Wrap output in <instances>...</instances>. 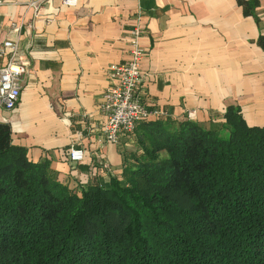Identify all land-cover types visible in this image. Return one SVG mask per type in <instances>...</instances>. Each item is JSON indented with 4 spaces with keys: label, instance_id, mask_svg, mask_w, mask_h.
Here are the masks:
<instances>
[{
    "label": "trees",
    "instance_id": "obj_1",
    "mask_svg": "<svg viewBox=\"0 0 264 264\" xmlns=\"http://www.w3.org/2000/svg\"><path fill=\"white\" fill-rule=\"evenodd\" d=\"M224 109L139 121L108 186L60 180L0 121V264H264V123Z\"/></svg>",
    "mask_w": 264,
    "mask_h": 264
},
{
    "label": "crops",
    "instance_id": "obj_2",
    "mask_svg": "<svg viewBox=\"0 0 264 264\" xmlns=\"http://www.w3.org/2000/svg\"><path fill=\"white\" fill-rule=\"evenodd\" d=\"M136 25L145 51L139 93L160 117L180 120L194 109L193 119L210 127L232 104L247 124L264 123V0L250 14L238 0H0V41H16L28 68L0 121L12 143L30 160L48 159L62 181L107 180L136 147L135 130L104 142L100 107L108 64L128 57ZM70 145L83 148L79 162L67 158Z\"/></svg>",
    "mask_w": 264,
    "mask_h": 264
},
{
    "label": "built area",
    "instance_id": "obj_3",
    "mask_svg": "<svg viewBox=\"0 0 264 264\" xmlns=\"http://www.w3.org/2000/svg\"><path fill=\"white\" fill-rule=\"evenodd\" d=\"M61 3L67 7H74L78 0H61ZM10 26L19 28L16 22H11ZM130 32L128 57L123 62L108 64L107 76L110 83L101 95L100 107L105 113L102 126L103 140L109 144L116 143L121 135H131L139 121L157 118L161 114L160 111L149 108L139 93L143 82L141 61L145 53L139 42L142 29L136 25ZM17 51L16 41L6 39L0 41V57L6 56L0 65V108L5 110H10L17 104L22 88L21 78L28 70L23 60L16 59ZM195 114L194 109L187 111L188 118L195 117ZM83 155L84 150L79 146L70 145L67 150V158L74 162L82 160Z\"/></svg>",
    "mask_w": 264,
    "mask_h": 264
},
{
    "label": "rangeland",
    "instance_id": "obj_4",
    "mask_svg": "<svg viewBox=\"0 0 264 264\" xmlns=\"http://www.w3.org/2000/svg\"><path fill=\"white\" fill-rule=\"evenodd\" d=\"M117 142H118V141H117ZM129 146H130V145H129ZM129 146H127V148H128ZM131 149L134 150V149H136V147H133V146H132L129 150H131ZM123 154H124V153H123ZM126 156H129V153H128V155H126ZM106 166H109V164L106 163ZM112 169H113V168L110 169V173H113V172H112ZM113 174H114L113 176L121 177V175H120V171L117 172V173H113ZM113 176L111 175V176H109V177L111 178V177H113ZM110 178H108L107 180H103V179H101V180H95V183L98 182V183H100V184H102V185H104V186H108V183H109V181H110Z\"/></svg>",
    "mask_w": 264,
    "mask_h": 264
}]
</instances>
